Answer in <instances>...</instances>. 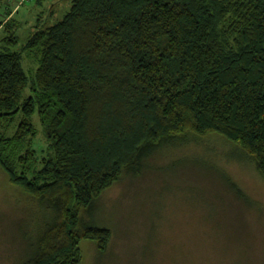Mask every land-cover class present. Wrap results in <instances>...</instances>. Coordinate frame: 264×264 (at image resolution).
<instances>
[{
	"label": "trees",
	"instance_id": "obj_1",
	"mask_svg": "<svg viewBox=\"0 0 264 264\" xmlns=\"http://www.w3.org/2000/svg\"><path fill=\"white\" fill-rule=\"evenodd\" d=\"M28 36L20 51L14 35L0 49V166L27 198L17 190V202L51 219L23 232L13 264H80L82 237L110 239L85 219L100 189L190 138L224 137L264 178V0H71ZM24 52L38 61L27 96ZM35 113L48 144L40 169ZM189 158L181 167L210 163L251 203L217 163Z\"/></svg>",
	"mask_w": 264,
	"mask_h": 264
},
{
	"label": "rangeland",
	"instance_id": "obj_2",
	"mask_svg": "<svg viewBox=\"0 0 264 264\" xmlns=\"http://www.w3.org/2000/svg\"><path fill=\"white\" fill-rule=\"evenodd\" d=\"M70 6L71 0H0V49L7 44L4 38L14 35L11 50L20 51L30 33L60 20ZM5 20L14 26L6 28ZM22 66L27 96L38 61L24 52ZM15 120L12 132L20 119ZM31 121L36 129L31 164L40 169L48 144L38 114ZM159 152L138 176L122 174L100 189L85 219L109 229L110 239L99 232L82 237L80 264H264V178L254 163L218 134ZM189 157L217 163L251 203L226 189L210 163L181 167L191 164ZM17 190L0 166V264H13L9 249L23 246V232L36 236L43 219H51L37 203L24 208Z\"/></svg>",
	"mask_w": 264,
	"mask_h": 264
}]
</instances>
